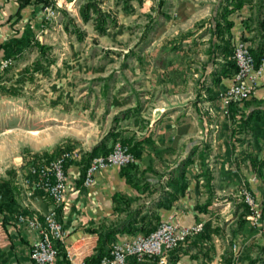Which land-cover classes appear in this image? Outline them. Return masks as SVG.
I'll return each instance as SVG.
<instances>
[{
    "label": "crops",
    "instance_id": "0c3cea01",
    "mask_svg": "<svg viewBox=\"0 0 264 264\" xmlns=\"http://www.w3.org/2000/svg\"><path fill=\"white\" fill-rule=\"evenodd\" d=\"M256 2L246 0L240 9L228 16L232 27L225 37L229 35L231 42L243 38L249 48L262 47L264 54V8L258 11L257 18ZM80 3L81 0L75 1L76 6ZM259 4L261 0H258V7ZM40 20L41 6L35 0L26 3L24 0H0V59L9 52L13 55L22 52L23 45L33 39L32 28L38 27ZM218 61L223 59L220 57ZM210 72L211 67L207 73ZM233 74L234 70L230 77L221 78L219 83L211 82L210 78L209 92L214 87L219 91L229 88ZM170 105L172 103H162L159 109L152 111L153 114L143 116L140 111L135 117L113 124L112 131L121 138L131 142L148 140L137 150L139 158L135 164L136 176L148 183L147 188L144 189V181L137 186L129 184L116 167L101 170L96 174L93 186L84 188L81 162L67 166L71 190L57 208V218L68 232L62 245L71 253V257H67L69 264H80L94 255L98 239L96 235L88 234L87 229L114 225L125 219V212L116 211L112 199L115 194L128 200L129 211L139 213L132 226L133 232L116 235L109 245L143 232L147 224V220L141 221L143 216L159 217L160 221L172 218L183 226L203 222L204 229L170 252L166 264H228L232 243H236L240 251L237 264L246 262L248 250L258 253V258L251 262L264 264V234L258 235L248 222L237 223L242 191L252 194L257 208L264 207V165L261 164L264 160V64L253 95L246 102L238 103L241 115L235 117L236 123L227 114L219 116L210 112L211 115L204 117L188 104ZM243 119L247 123L237 130L239 120ZM153 152L158 154L157 158ZM150 154L154 162L143 163ZM189 155L191 162L185 169L188 188L184 195L171 200L167 193L174 191L178 165ZM203 155H206L212 177V201L206 211L201 212L195 206L203 205L209 197L202 179H197ZM26 199V203L19 205L30 217L41 218L54 208L43 195ZM159 201L161 206L157 207ZM0 224L10 239L7 247H0V264H31L29 253L35 233L17 225L6 214H0ZM130 261V264H160L154 258Z\"/></svg>",
    "mask_w": 264,
    "mask_h": 264
},
{
    "label": "rangeland",
    "instance_id": "374dc122",
    "mask_svg": "<svg viewBox=\"0 0 264 264\" xmlns=\"http://www.w3.org/2000/svg\"><path fill=\"white\" fill-rule=\"evenodd\" d=\"M165 1L158 7L157 0H128L127 12L122 0H96L114 20L101 36L93 21L81 20V0L49 23L40 20L22 52L0 59L12 61L0 79V183L14 189L18 204L27 200L22 184L30 166L65 151L83 162L124 110L141 106L147 116L162 103L181 102L200 116L227 114L222 91H206L211 75L202 68L211 38L207 21L221 0ZM152 21L155 29L144 36ZM36 44L46 46L44 56ZM152 162L151 154L143 160ZM255 258L248 250L243 264Z\"/></svg>",
    "mask_w": 264,
    "mask_h": 264
},
{
    "label": "built area",
    "instance_id": "2783aa9c",
    "mask_svg": "<svg viewBox=\"0 0 264 264\" xmlns=\"http://www.w3.org/2000/svg\"><path fill=\"white\" fill-rule=\"evenodd\" d=\"M41 2L42 20L45 23L56 18L61 9L71 12L75 8V1L66 0H39ZM232 61L235 70L232 85L219 94V102L225 112L230 104L248 100L254 93L257 80L262 72L264 55L261 64L256 67L250 48L242 39L234 41ZM12 65L11 60L0 61V79L3 73ZM80 160L77 152L65 151L53 160L37 163L28 168V173L23 179V189L28 198L43 195L50 200L54 208L47 211L41 218L18 214L14 217L15 223L24 226L35 233V239L30 248L31 264H56L58 250L56 243L63 244L68 232L57 218V208L60 207L66 194L71 190L67 177V166ZM137 164L136 156L130 148L117 139L112 144L110 152L105 156L92 159L85 171L81 185L90 188L95 182L98 172L109 168H125ZM241 201L249 208L246 217L249 225L258 235L264 234V207L255 206L252 194L244 190L241 193ZM204 229V223L198 222L191 226H183L178 220L168 218L161 220L156 229L148 235L135 234L130 239H123L110 246L107 255L97 263H87L82 260L80 264H130L131 259L137 261L146 258H157L160 264H166L167 254L187 242L190 238L200 234ZM10 244V239L0 224V247ZM66 251V250H65ZM231 264H237L240 255L236 243L230 245ZM67 257L71 253L66 251ZM16 264V263H12Z\"/></svg>",
    "mask_w": 264,
    "mask_h": 264
},
{
    "label": "trees",
    "instance_id": "16d2710c",
    "mask_svg": "<svg viewBox=\"0 0 264 264\" xmlns=\"http://www.w3.org/2000/svg\"><path fill=\"white\" fill-rule=\"evenodd\" d=\"M29 0H24V3L28 2ZM37 4H41L39 0H35ZM142 0H138L139 4H141ZM158 1V7H162L163 5L166 4L165 0H157ZM263 1L261 0V4H259L258 7V0L256 2V16L258 18V11L261 12V9L264 8ZM246 2V0H221L219 2L218 8L216 9L215 15L207 21L208 23V34L210 35V40H209V46L207 49V61L205 64H203L202 68L205 72L207 73V67H211V82L213 83H219L221 78H226L230 77V72L232 70H235V64L231 59L232 56V50H233V44L234 41L231 42V37H225V34L229 32V29L232 27V22L228 20V16L235 10L240 9L241 6ZM122 5H123V10L130 12V8L128 5V0H122ZM80 18L84 23H87L88 21H93L95 25L96 31L99 33V35L104 36L108 26L112 25L114 23V20L108 15L105 14L104 12H100L98 7H97V2L96 0H85V3L83 6L80 8L79 11ZM164 15V14H163ZM165 16V15H164ZM264 26V19H263V24ZM156 24L150 22L144 29L143 34L144 36L147 35L148 33L152 32L155 29ZM78 34L80 32L78 31ZM243 40V38H241ZM245 41V39L243 40ZM17 45V43H16ZM36 47L39 49V52L41 56H44V50L46 49V46L42 44H36ZM250 52L252 56L255 59L256 62V67H258L261 64V60L263 58V49L262 47L256 46L255 48H250ZM134 55L133 53H131ZM5 58H12L13 54L11 52L5 54ZM135 57V56H133ZM222 58L223 61L220 62L218 61V58ZM112 77L108 78H100L98 79L100 82L104 81H110ZM206 91L209 92V89L206 88ZM242 101L243 102H246ZM241 103V102H238ZM238 103H232L230 104L229 108L227 109V115L230 116L232 119L233 123H236L235 117L238 115H241L238 111ZM141 111V106H136L133 108H129L127 110H124L120 112L119 114L115 115L113 118V122H118L121 119H126L130 117H135L139 115ZM247 123V120H240L237 126V130L242 128L245 124ZM117 139L121 140L122 143L130 148V151L136 156V158H139V154L137 153V150L139 147H141L142 144H145L148 140L144 139L141 141H135L131 142L129 139L121 138L118 133H115L114 130L111 132H108L96 145L92 147L90 150L87 159H82L83 162H81L82 165V179L85 175V171L87 167L89 166L90 162L92 161L93 158L98 157V156H105L107 155L112 147V144L114 141ZM192 156L189 155L185 160L181 161L180 164L178 165V176L177 179L175 180L174 185V191L172 193H167L168 198H171V200L175 199L178 197V195H184L185 191L188 188V182L185 176V169L186 166H188L191 162ZM264 165V160L261 163ZM173 172V171H172ZM121 176H123L126 181L131 184L132 186H137L138 184L142 183L144 180L142 178H138L136 176V170H135V165L133 166H128L125 168H122L120 170ZM81 179V183H82ZM197 179H202L203 186L206 189V191L209 193V197L207 201L201 205V206H195V209L201 212L206 211V209L210 206L211 201H212V188H211V173L208 168V163L206 162V155L202 156L201 160V172L198 174ZM145 182V188H147L148 183ZM143 189V190H144ZM113 202L116 204V211L119 213H126V217L123 220L118 221L114 225L110 226H104L100 225L95 228H89L87 229V233L90 235H96L97 236V247L95 250L94 255L86 259L85 262L87 263H97L99 260L108 254L109 249H110V242L113 237L116 235L123 233V232H133L132 231V226L136 222V217L138 215V211H129V204L128 200L122 196L121 194H115L113 196ZM165 205V204H164ZM156 206L159 207L161 206V201L156 203ZM168 205L167 207H169ZM237 209H240V214L237 218V223L239 225L247 222L246 217L249 215L250 211L248 206L241 202L238 206ZM0 214H6L10 218L14 220V217L18 214H26L25 210L21 208V206L17 203L15 199V194H14V189L6 182L0 183ZM147 220V224L143 228V232L140 234L143 235H148L151 232H153L156 227L158 226L160 222L159 217H146L143 216L141 218V221ZM55 247L58 250V256L56 260V264H69V261L67 259V254L66 251L63 247L62 244L56 243ZM178 248L175 250H172L170 252L176 251ZM169 252V253H170ZM135 260V259H132ZM131 262V261H130ZM256 262H250L249 264H255ZM228 264H231V254L229 257V262Z\"/></svg>",
    "mask_w": 264,
    "mask_h": 264
}]
</instances>
